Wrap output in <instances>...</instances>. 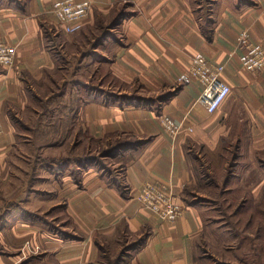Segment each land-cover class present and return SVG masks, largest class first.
<instances>
[{"label": "crops", "instance_id": "1", "mask_svg": "<svg viewBox=\"0 0 264 264\" xmlns=\"http://www.w3.org/2000/svg\"><path fill=\"white\" fill-rule=\"evenodd\" d=\"M59 1L0 0V41L15 48L14 67L0 66V154L15 139L7 111L28 104L32 83L59 68L63 48L73 40L57 31L51 7ZM87 1L91 11L83 29L110 19L123 0ZM132 1L135 13L120 25L122 38L108 31L101 36L102 50L110 38L122 42L112 45L111 64L102 67L112 78L139 81L160 97L148 104L133 100L123 109L92 103L79 114L84 132L96 139L119 133L143 144L124 150L131 160L111 181L87 172L82 187L67 179L51 191L55 205L65 206L71 233L46 235L38 225H25L17 213L2 216L6 225L0 235L9 236L7 248L15 249L11 241L23 242L17 234L25 228L36 232L38 242L42 233L45 258L54 264H103L111 253L115 264H196L194 252L204 230L201 201L207 199L201 191L212 185L210 174L222 167L231 143L241 151L264 150V71H246L237 51L242 32L264 49V0H210L208 7L201 0ZM197 53L224 67L221 79L230 87L212 115L198 103L202 87L197 82L169 94ZM162 117L177 125L176 133L163 127ZM148 182L169 188L182 208L179 220L162 223L141 207L136 195ZM3 258L1 264L16 263V257Z\"/></svg>", "mask_w": 264, "mask_h": 264}, {"label": "rangeland", "instance_id": "2", "mask_svg": "<svg viewBox=\"0 0 264 264\" xmlns=\"http://www.w3.org/2000/svg\"><path fill=\"white\" fill-rule=\"evenodd\" d=\"M201 1L211 6L210 0ZM133 4L132 0H123L110 19L74 35L57 28L73 37L63 48L59 68L46 79L32 83L23 109L7 111L13 118L15 139L0 154V218L14 212L25 225H38L46 235L51 231L61 236L71 233L65 206L55 205L51 191H57L67 179L82 187L87 172L111 181L131 160L124 151L117 159L103 153L118 141L133 137L118 133L96 139L84 132L79 111L92 103L123 109L133 100L148 104L160 97L147 92L139 81L112 78L102 67L110 66L112 45L115 48L119 40L110 38L102 50L98 47L101 36L108 31L121 39L120 25L134 15ZM107 24L110 26L106 28ZM14 65L15 59L8 68ZM179 77L169 94L176 92ZM230 146L220 163L222 167L214 168L208 178L212 185L201 191L207 199L201 201L205 208L204 230L194 252L196 264H264V150L241 151L235 143ZM4 225L0 219V228ZM17 235L23 236V242L11 241L15 249L5 246L8 235H0L2 260L16 257L15 264H54L45 258L46 243L42 242L41 232L40 242L34 240L36 232L25 228ZM109 256L103 264H115L114 253Z\"/></svg>", "mask_w": 264, "mask_h": 264}, {"label": "built area", "instance_id": "3", "mask_svg": "<svg viewBox=\"0 0 264 264\" xmlns=\"http://www.w3.org/2000/svg\"><path fill=\"white\" fill-rule=\"evenodd\" d=\"M91 11V3L87 0H63L51 7L56 20V27L67 35L79 32ZM237 51L243 68L251 73L264 71V49L260 45L250 43L246 32L238 38ZM15 59V48L0 42V65L11 66ZM224 67L208 61L202 54H195L186 73L179 77L178 86L197 82L202 87L198 103L212 115L216 113L230 94V87L223 82L221 75ZM163 127L170 133H176L178 127L170 119L162 117ZM167 186L160 182H148L142 185L136 195L141 207L155 215L161 222L174 223L182 216L179 206Z\"/></svg>", "mask_w": 264, "mask_h": 264}, {"label": "trees", "instance_id": "4", "mask_svg": "<svg viewBox=\"0 0 264 264\" xmlns=\"http://www.w3.org/2000/svg\"><path fill=\"white\" fill-rule=\"evenodd\" d=\"M131 102H133V101H131ZM136 104H138V103H136ZM129 140H131V141H129ZM129 140H125L122 142L118 141V143L115 144L116 146L111 147L110 149L105 151L103 154L106 153V155H110L111 158H116L124 150L135 149L139 145L143 144L142 141H137L134 138L129 139ZM103 156H105V155H103ZM136 245H139V243H137Z\"/></svg>", "mask_w": 264, "mask_h": 264}]
</instances>
